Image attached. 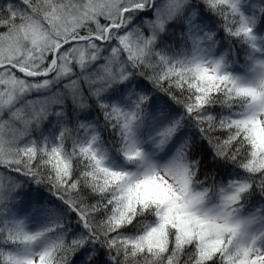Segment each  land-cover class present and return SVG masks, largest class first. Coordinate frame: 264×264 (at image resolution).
<instances>
[{
    "label": "snow or ice",
    "instance_id": "6c2138e0",
    "mask_svg": "<svg viewBox=\"0 0 264 264\" xmlns=\"http://www.w3.org/2000/svg\"><path fill=\"white\" fill-rule=\"evenodd\" d=\"M0 264H264V0H0Z\"/></svg>",
    "mask_w": 264,
    "mask_h": 264
}]
</instances>
